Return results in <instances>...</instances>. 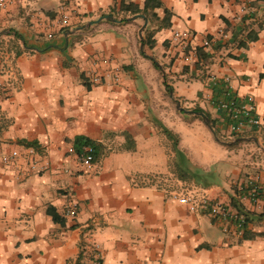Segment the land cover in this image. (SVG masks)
I'll return each mask as SVG.
<instances>
[{
  "label": "crops",
  "instance_id": "crops-1",
  "mask_svg": "<svg viewBox=\"0 0 264 264\" xmlns=\"http://www.w3.org/2000/svg\"><path fill=\"white\" fill-rule=\"evenodd\" d=\"M120 1L0 0V264H88L95 242L103 264H264V0H161L149 17ZM228 92L253 97L258 124L233 131ZM163 126L212 184L179 176ZM78 136L99 144L93 163ZM240 190L258 196L239 200L248 237L173 197L233 206Z\"/></svg>",
  "mask_w": 264,
  "mask_h": 264
},
{
  "label": "built area",
  "instance_id": "built-area-1",
  "mask_svg": "<svg viewBox=\"0 0 264 264\" xmlns=\"http://www.w3.org/2000/svg\"><path fill=\"white\" fill-rule=\"evenodd\" d=\"M69 15L64 14L62 17V21L67 23ZM180 37V34H179ZM179 39V38H178ZM183 48L189 47V41L180 40ZM218 103L221 108H223L229 118L233 121L232 129L233 131H242L247 125H256L259 123V118L256 114V105L254 103L253 97L250 96L246 100L239 101L234 95L228 92L224 97L218 98ZM70 150L75 152L74 147H71ZM93 149L90 145L85 146L83 153H77V156L80 162L85 164H90L94 162L93 158ZM38 158L34 156L30 163L31 170H43L44 167H40L38 165ZM173 197L179 202L188 204L191 210L197 211L202 210L206 211L213 216H218L223 219L229 220L233 222L235 230L238 234L242 235L244 231V218L245 214L240 212L236 207L224 204L218 201H212L209 198L202 196L200 198H196L191 193H174ZM236 197L238 200L243 198H250L252 201H256L258 199L257 193L255 190L245 191L240 190L237 192ZM79 212L78 202L72 200L69 204H67L64 208V213L68 216H76ZM88 264H103V256L102 252L95 242L92 245L90 260Z\"/></svg>",
  "mask_w": 264,
  "mask_h": 264
},
{
  "label": "trees",
  "instance_id": "trees-1",
  "mask_svg": "<svg viewBox=\"0 0 264 264\" xmlns=\"http://www.w3.org/2000/svg\"><path fill=\"white\" fill-rule=\"evenodd\" d=\"M117 4V2H116ZM162 6V1L161 0H146V7L145 8H140L137 4L129 1L127 2L126 0H121L120 1V8L121 10H124L126 12H130L132 14H136V13H144L149 17V10L150 9H154L156 7H160ZM155 15V13H154ZM169 12H167L166 17L163 19V23L165 25H168L169 22ZM123 21L127 20L126 17L122 18ZM14 31V30H13ZM14 33L16 35H19L18 32L14 31ZM256 34L253 35L251 34V32L248 35V38L245 40L240 41V46H246L247 45V41L251 40V39H256ZM149 43L150 46H153L155 43L154 39H150L147 41ZM198 53L202 56H209V54L207 52L204 51L203 48H198L197 49ZM156 66H159V64L156 63ZM169 87V84L167 85ZM195 111H203L204 110L200 107H196L194 108ZM208 117L210 118L211 124L214 127L215 126V119H213L211 117V115L208 112H205ZM199 117H201L200 115H198ZM163 130L164 132L169 136V138L172 139V145H173V149L175 151L176 154V167H177V171L180 177L183 178H194L196 181L200 182L201 184L208 186L210 184H212L215 181V173L213 170H207L204 169L202 167H199L197 165H195L186 155V153L184 152V150H182L179 147V140L178 137L176 136V134L173 133L172 130H170L169 128H167L166 126H163ZM28 145H31L33 143H27ZM90 145L93 149L92 153H93V158L94 161L99 157V150H97L99 144H97V142H95L94 140L86 137V136H78L76 138V142H75V146L74 149L77 153H83L85 146ZM232 205L234 207H237V209L240 211L242 210L240 204H239V200L237 198H232ZM50 213H52L53 217L55 220H62V218H60V216H58V213L52 209L49 210ZM264 215V213L260 214L258 217L261 218ZM254 219V217L250 214L245 215L244 218V231H243V236L244 237H248L249 236V232H248V224L250 221H252Z\"/></svg>",
  "mask_w": 264,
  "mask_h": 264
},
{
  "label": "water",
  "instance_id": "water-1",
  "mask_svg": "<svg viewBox=\"0 0 264 264\" xmlns=\"http://www.w3.org/2000/svg\"><path fill=\"white\" fill-rule=\"evenodd\" d=\"M103 17H105V18H112L110 14H106V15L101 16L100 18H98V19H96V20H92V21H90L87 25L81 26V28H86L89 24H92V23L95 22V21L97 22V21H99L100 19H102ZM112 19L116 20L115 18H112ZM140 35H142V30H140ZM180 109H183V110H185V111H191V112L199 113L200 115H202V117L204 118V120L206 121V123L209 125V127H210L211 129H213L212 124H211V121H210V118L208 117V115H207L205 112H203V111H195V110L184 109L182 106H180Z\"/></svg>",
  "mask_w": 264,
  "mask_h": 264
},
{
  "label": "rangeland",
  "instance_id": "rangeland-1",
  "mask_svg": "<svg viewBox=\"0 0 264 264\" xmlns=\"http://www.w3.org/2000/svg\"><path fill=\"white\" fill-rule=\"evenodd\" d=\"M180 106V105H182V104H179L178 103V101H176V111L178 110L177 109V106ZM183 106V105H182ZM186 108V107H185ZM186 109H189V108H186ZM198 115H200L199 113H197V114H193V116H195V117H197V118H199V119H201V120H204V118L202 117V115H200L201 117H199ZM205 121V120H204ZM206 122V121H205ZM209 126V125H208ZM213 127V126H212ZM220 139L222 140V141H227V140H229L228 138H226V137H224V136H220ZM224 144H225V142H223Z\"/></svg>",
  "mask_w": 264,
  "mask_h": 264
}]
</instances>
